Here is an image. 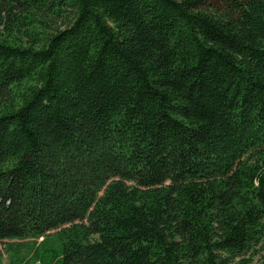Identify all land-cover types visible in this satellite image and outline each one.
<instances>
[{"label":"trees","instance_id":"16d2710c","mask_svg":"<svg viewBox=\"0 0 264 264\" xmlns=\"http://www.w3.org/2000/svg\"><path fill=\"white\" fill-rule=\"evenodd\" d=\"M56 229V264L251 263L264 0H0V241Z\"/></svg>","mask_w":264,"mask_h":264},{"label":"rangeland","instance_id":"374dc122","mask_svg":"<svg viewBox=\"0 0 264 264\" xmlns=\"http://www.w3.org/2000/svg\"><path fill=\"white\" fill-rule=\"evenodd\" d=\"M69 19L70 15L66 17H49L51 26L48 27V30L51 32L53 30L52 26L64 28L69 23ZM59 230L60 229L50 231L45 237L40 238L38 241H0V263L50 264L53 253L55 251H60L63 246L64 237L58 234ZM15 242L21 243L17 252L10 250L11 246H16L14 245ZM243 257L250 259V264H263L264 239L260 243L253 245L249 251L244 253ZM56 262L57 260L54 259L52 264H56Z\"/></svg>","mask_w":264,"mask_h":264}]
</instances>
